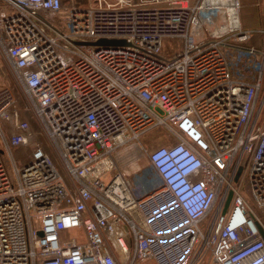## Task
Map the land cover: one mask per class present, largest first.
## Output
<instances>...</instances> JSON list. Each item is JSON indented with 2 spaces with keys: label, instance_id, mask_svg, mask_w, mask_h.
<instances>
[{
  "label": "built area",
  "instance_id": "obj_1",
  "mask_svg": "<svg viewBox=\"0 0 264 264\" xmlns=\"http://www.w3.org/2000/svg\"><path fill=\"white\" fill-rule=\"evenodd\" d=\"M227 22L207 0H0V264H264L236 185L264 208V46L259 75L235 72L227 47L258 50ZM156 128L138 148L161 184L141 192L114 153Z\"/></svg>",
  "mask_w": 264,
  "mask_h": 264
},
{
  "label": "rangeland",
  "instance_id": "obj_2",
  "mask_svg": "<svg viewBox=\"0 0 264 264\" xmlns=\"http://www.w3.org/2000/svg\"><path fill=\"white\" fill-rule=\"evenodd\" d=\"M193 1L194 0H191V2H193ZM220 11H221V9H220ZM231 41H233V40H231ZM240 44H243V43H240ZM181 46H182V40L178 37H168V38H165L163 40V52L165 54L173 53L174 51L180 49ZM256 49L258 50V51H256V54L250 55V56L246 55L243 48H240L237 50L227 48L226 53H227L228 59L231 60V62H232L233 69L235 72L237 70L239 72H241V71L244 72L243 68L246 66H247L246 70H248L250 72V74H252L254 77L259 75V72H260V74H261L260 91L258 94L254 113H255V117H257V122L264 126V69H263V71L261 70L259 72L256 69V64L258 61H260V53H261V51H263V47L258 46V47H256ZM243 75L245 76V73ZM152 131L147 133L141 139L140 143L137 142L139 144H137V145L135 144L137 149L140 150V148H138V146H141V144H143L145 148H147L148 150H151L152 148L167 142V139H166L164 132H163V134H160V133H156V132L154 133ZM133 143L134 142H132L126 146H123L124 148L122 147L123 148L122 150H125V151L132 150L131 148H133V147H129V146L132 145ZM17 149L18 148H14V153L17 152ZM19 153H20V148L18 149V152H17V154L20 156ZM142 153L144 155L142 156L141 160L139 161V165L142 164V166L139 168V170H142V169L145 170L149 177L147 180H145L146 185H144V186L141 184H140V186L138 184H135V183H132V184H134V186L137 187L141 192H144V191H146L147 188H149L151 186H153V187L159 186L161 184V181L156 176L154 169L150 165L148 158H147V153L146 152H142ZM4 160H5L8 172L12 176L13 175L12 174V167H11V164H10L8 158L5 155H4ZM117 166L119 167L121 173L126 178L131 179V177L133 176L132 174L129 175V172L126 171L125 168H121L119 163L117 164ZM236 185H238L240 193L243 195V197L245 198L247 203L250 205V207L252 208L255 215L261 220V222L264 225V208L258 207L253 202V200L250 196V191L248 188L247 179H246L244 173L240 176ZM65 235L68 237H71V236L72 237L73 236L82 237V236H79L78 233L75 232V230H68L65 232ZM209 259H210V257H209V254L207 252L201 260L194 261L191 264H208ZM144 264H157V262L154 259H147Z\"/></svg>",
  "mask_w": 264,
  "mask_h": 264
},
{
  "label": "crops",
  "instance_id": "obj_3",
  "mask_svg": "<svg viewBox=\"0 0 264 264\" xmlns=\"http://www.w3.org/2000/svg\"><path fill=\"white\" fill-rule=\"evenodd\" d=\"M209 4L223 8L229 14L230 18L237 12L238 22L243 30L253 31L250 38V44L255 46H264V0H207ZM238 2V3H237ZM238 7V8H237ZM220 11V9H219ZM222 11V9H221ZM228 49H239L236 46L227 47ZM11 72L4 60L0 57V86L4 84H13ZM152 132L163 134L164 130L156 128ZM124 148V147H123ZM115 151L114 158L121 168H125L129 175H133L129 180L132 183L146 185L145 180L148 174L145 170H139L142 166L139 161L144 155L139 149ZM21 151V150H20Z\"/></svg>",
  "mask_w": 264,
  "mask_h": 264
},
{
  "label": "water",
  "instance_id": "obj_4",
  "mask_svg": "<svg viewBox=\"0 0 264 264\" xmlns=\"http://www.w3.org/2000/svg\"><path fill=\"white\" fill-rule=\"evenodd\" d=\"M90 43H93V44H104V45H117V44H124L125 40L101 38V39H98L95 42H90ZM241 171H242V166H239V168L237 169L236 174L234 176V182H236L238 180ZM232 195H233V190L229 189V191H228V193L226 195V198L224 200L223 206H222V213L226 212V210H227V208H228V206H229V204L231 202ZM260 232H261V235L264 237V231L261 229Z\"/></svg>",
  "mask_w": 264,
  "mask_h": 264
},
{
  "label": "bare ground",
  "instance_id": "obj_5",
  "mask_svg": "<svg viewBox=\"0 0 264 264\" xmlns=\"http://www.w3.org/2000/svg\"><path fill=\"white\" fill-rule=\"evenodd\" d=\"M235 1H236V0H235ZM212 6H214V7L217 8V9H222V11H220V12L222 13V16H224L226 19H228V22H227L226 24H229V23H230V25H233V24L236 23V19H237V12H236V11H235V16L232 17V18H230V16H229V14L227 13V11H225L223 8H221V7H217V6H215V5H212ZM237 8H238V7H237ZM227 27H228V25H223L221 29H222V30H225ZM129 147H133V149H137L135 143H133V144L130 145Z\"/></svg>",
  "mask_w": 264,
  "mask_h": 264
}]
</instances>
